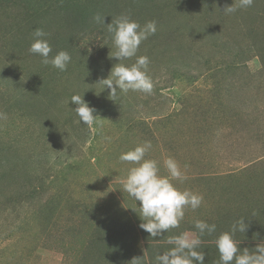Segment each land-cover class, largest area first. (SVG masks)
<instances>
[{"label": "rangeland", "instance_id": "1", "mask_svg": "<svg viewBox=\"0 0 264 264\" xmlns=\"http://www.w3.org/2000/svg\"><path fill=\"white\" fill-rule=\"evenodd\" d=\"M0 264H264V0H0Z\"/></svg>", "mask_w": 264, "mask_h": 264}]
</instances>
